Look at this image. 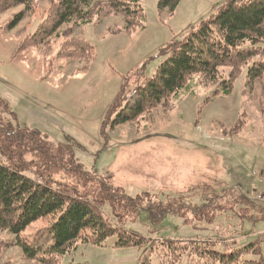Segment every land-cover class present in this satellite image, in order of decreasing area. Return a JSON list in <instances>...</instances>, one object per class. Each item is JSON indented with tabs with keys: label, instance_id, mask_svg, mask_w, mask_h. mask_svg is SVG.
Segmentation results:
<instances>
[{
	"label": "rangeland",
	"instance_id": "374dc122",
	"mask_svg": "<svg viewBox=\"0 0 264 264\" xmlns=\"http://www.w3.org/2000/svg\"><path fill=\"white\" fill-rule=\"evenodd\" d=\"M228 1L181 0L168 15L159 13L158 0H141L144 28L125 33L118 14L85 25L74 20L39 47L22 43L50 16L53 0L0 13V101L8 122L60 146L59 156L74 157L88 174L140 203L124 226L146 244L120 247L115 235L103 245L80 243L64 264H140L151 244L165 238L214 241L221 252L258 241L264 256V220L246 203L209 212L227 194L235 204L240 194L264 202L257 196L264 194V77L251 88L246 78L258 58L243 67L229 95L211 98L216 82L196 77L178 98L112 127L131 90L169 57L162 50ZM80 38L93 47L90 61L78 55ZM48 223L42 218L23 235L32 239ZM15 239L0 230V264H27L19 246H6Z\"/></svg>",
	"mask_w": 264,
	"mask_h": 264
},
{
	"label": "trees",
	"instance_id": "16d2710c",
	"mask_svg": "<svg viewBox=\"0 0 264 264\" xmlns=\"http://www.w3.org/2000/svg\"><path fill=\"white\" fill-rule=\"evenodd\" d=\"M33 1L0 0V13L19 5H25V11H29ZM180 2L158 0L159 13L173 15ZM25 11L17 16L18 20ZM115 14L124 18L125 33L145 27L141 0H53L50 16L26 37L22 47L50 43L63 25L74 20L85 25L95 18L100 21ZM74 44L78 55L92 59L93 47L89 42L80 38ZM162 51L169 53V57L151 77L131 90L112 127L178 98L196 77L204 76L216 82L211 98L221 93L229 95L243 67L258 58L249 66L246 76L247 86L253 87L264 77V0L226 2L215 15L186 31L181 39L172 41ZM62 53L63 49L58 57H62ZM225 68L229 69L227 77ZM6 108L0 101V230L16 236L15 241L6 242V246H19L27 264H64L65 256L72 254L80 243L103 245L114 235L120 247H142L147 243L144 236L124 226L127 219L139 212L137 198L88 174L74 157L64 152L59 156L60 146L39 139L37 134L16 132L4 115ZM227 195L209 212L228 204L230 208L233 204L246 203L256 212L258 220H264V202L240 194L233 197L239 201L235 204L231 194ZM42 218H49L48 225L38 229L32 239L23 235L30 225ZM248 253L261 255V258L244 259ZM154 256L158 257L157 262ZM140 264H264V256L258 241L221 252L214 241L165 238L151 244Z\"/></svg>",
	"mask_w": 264,
	"mask_h": 264
},
{
	"label": "built area",
	"instance_id": "2783aa9c",
	"mask_svg": "<svg viewBox=\"0 0 264 264\" xmlns=\"http://www.w3.org/2000/svg\"><path fill=\"white\" fill-rule=\"evenodd\" d=\"M263 195H264V194H260V195H257V196H258V198H264Z\"/></svg>",
	"mask_w": 264,
	"mask_h": 264
},
{
	"label": "crops",
	"instance_id": "0c3cea01",
	"mask_svg": "<svg viewBox=\"0 0 264 264\" xmlns=\"http://www.w3.org/2000/svg\"><path fill=\"white\" fill-rule=\"evenodd\" d=\"M262 183V182H261Z\"/></svg>",
	"mask_w": 264,
	"mask_h": 264
}]
</instances>
